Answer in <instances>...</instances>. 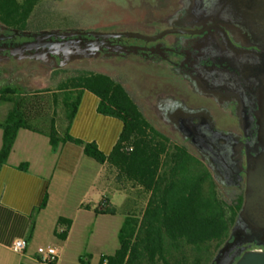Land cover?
<instances>
[{
	"label": "flooded vegetation",
	"instance_id": "1",
	"mask_svg": "<svg viewBox=\"0 0 264 264\" xmlns=\"http://www.w3.org/2000/svg\"><path fill=\"white\" fill-rule=\"evenodd\" d=\"M221 11L186 26L132 16L96 27L141 37L38 38L42 30L0 23V70L32 80L79 67L114 76L149 125L207 171L229 220L208 264L264 252V0H222Z\"/></svg>",
	"mask_w": 264,
	"mask_h": 264
},
{
	"label": "trees",
	"instance_id": "2",
	"mask_svg": "<svg viewBox=\"0 0 264 264\" xmlns=\"http://www.w3.org/2000/svg\"><path fill=\"white\" fill-rule=\"evenodd\" d=\"M41 1L0 0V23L25 29ZM59 78L55 87L42 90L0 88V103L11 105L0 121V166L6 163L17 132L28 130L46 136L52 153L65 143L81 147L84 156L110 167L118 183L137 187L146 194L143 212L124 217L117 234L118 248L111 255L100 256L98 264H178L175 255L183 254L186 247L199 249L208 243H222L229 228L227 206L198 161L156 132L112 78L87 71L64 72ZM84 92L98 99L97 114L122 123L108 155L94 142L69 134ZM58 109L63 113L62 134L57 130ZM18 169L26 170V164ZM46 200L47 196L34 213L45 208ZM95 213L109 215L114 211L100 204ZM57 225L64 228L61 232L56 229L54 235L64 241L71 221L58 218Z\"/></svg>",
	"mask_w": 264,
	"mask_h": 264
},
{
	"label": "crops",
	"instance_id": "3",
	"mask_svg": "<svg viewBox=\"0 0 264 264\" xmlns=\"http://www.w3.org/2000/svg\"><path fill=\"white\" fill-rule=\"evenodd\" d=\"M97 105L98 99L94 95L83 93L69 134L85 142H94L108 155L122 130V123L97 114ZM10 107L9 103H0V121ZM1 144L0 131V148ZM86 158L82 148L74 144H62L52 153L46 136L28 130L17 132L6 163L0 166V264H39L36 250L40 247H54L58 251L56 264H63L68 248V263L84 264L81 255L86 246V216L92 217L94 224L102 217L112 223L116 217L107 196V166L94 161L89 163ZM21 164H26V170L18 169ZM109 193L121 192L113 189ZM45 196V208L34 213ZM100 204L114 213L96 214L95 209H99ZM58 218L71 221L64 241L54 235L56 229L61 232L64 228L57 225ZM32 223L33 232L30 233ZM122 223L109 235L114 252L118 248L117 234ZM78 224L81 233L73 247L71 240ZM93 234L94 225L89 237ZM17 239L25 241L21 253L12 249ZM102 255L106 254L98 255L96 264Z\"/></svg>",
	"mask_w": 264,
	"mask_h": 264
},
{
	"label": "rangeland",
	"instance_id": "4",
	"mask_svg": "<svg viewBox=\"0 0 264 264\" xmlns=\"http://www.w3.org/2000/svg\"><path fill=\"white\" fill-rule=\"evenodd\" d=\"M161 5L166 0H157ZM148 0H144L142 8L150 11ZM136 7L134 0H43L36 6L31 14L27 27L33 31H46L57 29H76L90 30L96 27H113L120 23L123 18H132L131 12ZM139 9V13L142 10ZM137 11V10H136ZM134 12L137 16V12ZM72 69V70H71ZM70 71H86V67L71 68ZM48 74V72H47ZM63 75V74H62ZM34 76V75H32ZM60 76L42 78L40 80H32L27 73L23 72H7L0 70V88L4 86H15L22 91L42 90L53 88L59 81ZM115 80V77H111ZM125 91L131 95L129 89L125 87ZM57 130L59 134L63 133V113L58 109ZM170 142V141H169ZM171 145L176 146L173 142ZM86 161L93 163V160L86 158ZM106 179L108 185V194L111 206L115 210L116 217L112 223L108 218L102 217L97 219L94 224L92 217L86 216V246L85 251L81 255L84 264H96V258L100 254L110 255L114 252L112 242H110V233L119 227L126 215L139 216L147 203L148 196L139 188L131 187L129 184L117 182L115 172L107 167ZM113 189L119 190L121 193L111 194ZM111 194V195H110ZM93 237H89V231L93 229ZM81 233V225L78 224L74 229L72 236V246L74 247L77 238ZM112 239V238H111ZM70 243V242H69ZM116 246V242L114 240ZM222 243H208L199 249L186 247L183 254L175 255V262L178 264H208L216 251L221 247ZM63 260V264H69L70 248H68Z\"/></svg>",
	"mask_w": 264,
	"mask_h": 264
},
{
	"label": "water",
	"instance_id": "5",
	"mask_svg": "<svg viewBox=\"0 0 264 264\" xmlns=\"http://www.w3.org/2000/svg\"><path fill=\"white\" fill-rule=\"evenodd\" d=\"M135 1V0H134ZM144 4V0H139ZM136 3V2H135ZM222 0H166V3L161 5L157 0H148V7L150 11H146L141 8H133L131 16L142 17L145 21H167L170 18H176V21L180 25L186 26L193 23L200 24L202 22H210L215 18L217 14L223 15L221 11ZM139 9L142 10L139 13ZM137 10V11H136ZM137 12V16L134 12ZM226 14H224L225 16ZM124 19V18H123ZM214 21V20H213ZM116 26L113 27H118ZM111 27L100 28V30L108 29ZM99 29L94 28L86 31L77 30L75 32H66L61 34L60 30H46L41 31L37 35L38 38H52V37H71V36H92L94 38H115L121 35L127 37H141L139 34L133 33H108L97 31ZM234 264H264V252L250 250L242 253Z\"/></svg>",
	"mask_w": 264,
	"mask_h": 264
},
{
	"label": "built area",
	"instance_id": "6",
	"mask_svg": "<svg viewBox=\"0 0 264 264\" xmlns=\"http://www.w3.org/2000/svg\"><path fill=\"white\" fill-rule=\"evenodd\" d=\"M16 253H21L25 249V241L17 239L12 245ZM39 264H56L58 260V251L54 247H40L36 250ZM103 264H107L106 261Z\"/></svg>",
	"mask_w": 264,
	"mask_h": 264
}]
</instances>
